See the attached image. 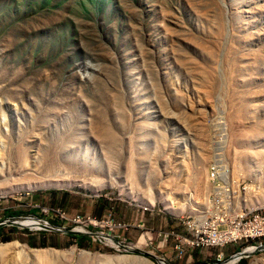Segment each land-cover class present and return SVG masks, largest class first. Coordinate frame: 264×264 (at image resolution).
I'll return each mask as SVG.
<instances>
[{"label":"rangeland","instance_id":"rangeland-1","mask_svg":"<svg viewBox=\"0 0 264 264\" xmlns=\"http://www.w3.org/2000/svg\"><path fill=\"white\" fill-rule=\"evenodd\" d=\"M216 153L228 194L212 190ZM0 169L76 184L0 196V223L23 225L0 227V243L17 242L21 254L157 264L108 244L110 234L159 264H222L246 245L185 246L178 257L171 242L156 247L157 231L190 237L182 222L232 214L234 225L264 209V0H0ZM140 214L141 239H121ZM39 222L102 236L81 246L30 227ZM263 260L260 251L229 264Z\"/></svg>","mask_w":264,"mask_h":264},{"label":"built area","instance_id":"built-area-1","mask_svg":"<svg viewBox=\"0 0 264 264\" xmlns=\"http://www.w3.org/2000/svg\"><path fill=\"white\" fill-rule=\"evenodd\" d=\"M221 155V153L215 154V158L218 157V171L217 173H212V190H216L221 194H228L230 192L227 190V186L229 184L228 170L222 164ZM229 199L230 197L228 198V200H223L222 197H220L221 204L225 205V211L230 209ZM216 201L217 198L216 200H213V202ZM235 216L236 215L226 214L223 217L224 220H221L220 223L214 222L213 224L209 225L207 224L208 221L204 216L195 218L192 222H182V224L188 229L190 237L179 235L173 230L165 232L157 231L159 241L156 247L164 248L168 243L171 242L173 251L178 257H182L183 255L185 256V246L192 249L202 247L222 248L227 244L242 243L246 245V247H244L243 249H247L257 245H262L264 241V209H258L257 214H248L244 212L243 224L241 225V227H233V219L235 218ZM202 220H204L203 224H201ZM74 222L77 224L84 223L81 222L80 219H76L74 220ZM85 224L98 226L101 223L95 219L88 218V221ZM219 225H224V228L220 229ZM99 226L105 227L102 225ZM108 226L111 230L118 228H128L126 224H118L115 226L109 224ZM82 228V231H87L84 229V227Z\"/></svg>","mask_w":264,"mask_h":264},{"label":"bare ground","instance_id":"bare-ground-1","mask_svg":"<svg viewBox=\"0 0 264 264\" xmlns=\"http://www.w3.org/2000/svg\"><path fill=\"white\" fill-rule=\"evenodd\" d=\"M3 172L4 171L0 169V196L16 191L21 188H26V189H37L41 187H56V188L57 187H67L69 188L75 184L74 182H70L69 180L64 179L60 175L50 176V177H47V176L38 177L35 174L33 175V173H31L28 170L11 171V169L5 172L4 174ZM27 177L28 178L33 177V178L30 180V179H27ZM199 184L200 182H197L198 186ZM201 186H199L198 188L200 189ZM169 199L168 198L164 199L166 208L176 213V209L173 207V204L171 200ZM256 200L258 201V204L260 203L261 206L264 207V196L262 197L260 196ZM150 204L152 205L154 203L151 201ZM203 223L204 222H202L201 224ZM242 224H243V217L238 219V222L235 223L233 227H241ZM30 227L39 229V225L30 226ZM82 229H83L82 227H78L76 230L82 231ZM82 232H87V231H82ZM104 236L105 235H103V237ZM104 241L110 245H115V243L107 236L104 238ZM19 245L17 242L0 243V264H61V262L63 263V260H62L63 257L60 251H57L54 249H31L25 246L24 248L25 250L26 249L28 250V253L25 254L22 252L23 254H21V252H18V250H16L21 247V246L19 247ZM254 250L255 249H253L252 247L247 248L245 249V253L249 255V253L253 252ZM239 259L241 258H237L236 256L233 259H231V261L232 260L238 261ZM80 261L85 262V263H91V264H154L148 258H145L140 255L112 256V255H103L99 253L91 254L87 251H83L80 257ZM260 264H264V260L261 261Z\"/></svg>","mask_w":264,"mask_h":264},{"label":"water","instance_id":"water-1","mask_svg":"<svg viewBox=\"0 0 264 264\" xmlns=\"http://www.w3.org/2000/svg\"><path fill=\"white\" fill-rule=\"evenodd\" d=\"M38 224H39V229L50 231V232H53V233H60V234H63V235L87 236V237H97V236L100 237V236H102V235H99L98 233L82 232V231H78V230H76L74 228L65 229V228L52 227V226L48 225L47 222H39ZM7 225H9L11 227H16V228L23 226V225H21V223H19L17 221H6V222H3V223H0V227H4V226H7ZM109 237L113 240V242L115 244L117 243V246H119L123 251L128 252V253L130 252V253H136V254H141V255H144V256H148V257L153 258L154 261H156L157 264L161 263L157 257L149 256L147 253H142V252L138 251L137 249H134L132 246L124 245L120 241H118L117 239H115L114 237H112L110 235H109ZM252 248L255 249V250L250 255H254L257 252L264 251V244L254 246ZM250 255L245 253V249H242V250L234 253L233 255H231L222 264H229V261L231 259H233L234 257H236V256H237V258H241L242 259V258L249 257ZM210 264H217V263H210ZM232 264H234V263H232Z\"/></svg>","mask_w":264,"mask_h":264},{"label":"crops","instance_id":"crops-1","mask_svg":"<svg viewBox=\"0 0 264 264\" xmlns=\"http://www.w3.org/2000/svg\"><path fill=\"white\" fill-rule=\"evenodd\" d=\"M142 215L143 214H140V219L138 220V222H140L141 225H136L135 223L131 224L130 229H127L126 231H122L120 233L121 239H123L124 241H132V242L138 241L139 238L141 239L139 231L141 230L140 228L142 227V224H144L143 220H142L144 218V215L143 216ZM141 216H142V218H141ZM137 228H139V229H137Z\"/></svg>","mask_w":264,"mask_h":264},{"label":"trees","instance_id":"trees-1","mask_svg":"<svg viewBox=\"0 0 264 264\" xmlns=\"http://www.w3.org/2000/svg\"><path fill=\"white\" fill-rule=\"evenodd\" d=\"M66 236H68L71 239H75L77 241L78 245H81L84 241H88V242L91 241V238H89L87 236H74V235H66Z\"/></svg>","mask_w":264,"mask_h":264}]
</instances>
